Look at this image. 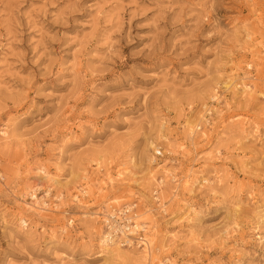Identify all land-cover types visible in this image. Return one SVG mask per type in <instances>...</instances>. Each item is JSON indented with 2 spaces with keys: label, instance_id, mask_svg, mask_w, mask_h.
I'll use <instances>...</instances> for the list:
<instances>
[{
  "label": "rangeland",
  "instance_id": "rangeland-1",
  "mask_svg": "<svg viewBox=\"0 0 264 264\" xmlns=\"http://www.w3.org/2000/svg\"><path fill=\"white\" fill-rule=\"evenodd\" d=\"M0 264H264V0H0Z\"/></svg>",
  "mask_w": 264,
  "mask_h": 264
},
{
  "label": "built area",
  "instance_id": "built-area-1",
  "mask_svg": "<svg viewBox=\"0 0 264 264\" xmlns=\"http://www.w3.org/2000/svg\"><path fill=\"white\" fill-rule=\"evenodd\" d=\"M136 207L126 206L121 209H113L111 213L106 217V229L112 231V234L121 239L125 244H130L133 241L141 240L144 231H138L136 223Z\"/></svg>",
  "mask_w": 264,
  "mask_h": 264
},
{
  "label": "bare ground",
  "instance_id": "bare-ground-1",
  "mask_svg": "<svg viewBox=\"0 0 264 264\" xmlns=\"http://www.w3.org/2000/svg\"><path fill=\"white\" fill-rule=\"evenodd\" d=\"M47 178L48 177H46V179ZM105 223H106V220H105ZM137 227H138L137 228L138 231H144L145 230V227L139 228V225ZM138 236L141 237L142 235L141 234H138ZM102 237H103V245L105 247V250L109 251L110 253H112L113 255H115L116 257H118V260L119 259H121V260L123 259V260L128 261V263L129 262L132 263V262H138V261L140 262L141 259H143L142 256H140V257H137V256H133L132 257V256H128V255H126V257L121 256L120 255L122 253L121 252V249H122L121 247H123L124 244H122V240H120L119 237L116 238L112 234V231H109V232L105 233V236H102ZM137 241L140 242V243H143V245L146 246L145 247V251H144L145 252V257L148 256V254L146 255V253H150L151 244L150 243H147V240L146 239H142L143 242L141 240H137ZM112 248H113V250H112Z\"/></svg>",
  "mask_w": 264,
  "mask_h": 264
}]
</instances>
